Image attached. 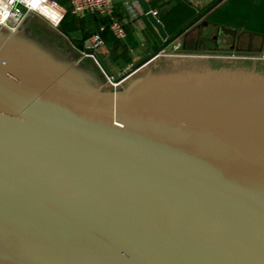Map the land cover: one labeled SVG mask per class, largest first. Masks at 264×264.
<instances>
[{
  "label": "water",
  "instance_id": "obj_1",
  "mask_svg": "<svg viewBox=\"0 0 264 264\" xmlns=\"http://www.w3.org/2000/svg\"><path fill=\"white\" fill-rule=\"evenodd\" d=\"M10 32L0 264H264V61L166 57L135 78L163 57L118 73L87 40L109 77L135 78L105 92L73 57Z\"/></svg>",
  "mask_w": 264,
  "mask_h": 264
},
{
  "label": "crops",
  "instance_id": "obj_2",
  "mask_svg": "<svg viewBox=\"0 0 264 264\" xmlns=\"http://www.w3.org/2000/svg\"><path fill=\"white\" fill-rule=\"evenodd\" d=\"M63 6H69V0H57ZM152 5L153 11H158L165 3L168 7L175 4L186 3L195 15L187 17L177 23L168 22V26L162 23L170 34V39L176 35L179 30L183 33L172 43L178 41L185 48L187 45L195 42L201 48L207 49L208 41L204 36L208 29H220V26H226L238 31L245 28L250 22L253 25L264 24V0H146ZM115 18L121 22L127 31V39L124 41L117 40L109 30L103 33L105 46L100 49L104 60L112 71L122 72L130 68L148 55L156 53L163 44L158 31L150 23L148 17L143 12L138 2L134 0H113ZM192 23L190 27L187 26ZM204 23H207L205 26ZM109 20L97 15L86 14L78 18L79 29L82 38L80 40L68 39L63 32H58L64 37L77 52L80 57L77 63L81 66L84 60L85 42L90 40L91 36L103 27H109ZM37 25H47L40 17L32 15L28 18L23 27V31L35 32ZM250 25V24H249ZM49 26V25H48ZM55 30V29H54ZM75 31V32H77ZM254 31V30H247ZM223 33V32H222ZM224 34V33H223ZM172 35V36H171ZM83 49H79L73 42L82 43ZM196 40V41H195ZM209 40V39H208ZM171 43V44H172ZM213 43V42H212ZM217 46L216 43H213ZM82 46V45H81ZM169 47V46H168Z\"/></svg>",
  "mask_w": 264,
  "mask_h": 264
},
{
  "label": "built area",
  "instance_id": "obj_3",
  "mask_svg": "<svg viewBox=\"0 0 264 264\" xmlns=\"http://www.w3.org/2000/svg\"><path fill=\"white\" fill-rule=\"evenodd\" d=\"M68 13L76 18L84 17L86 14H97L109 20L110 24L107 29L101 28L90 38L91 45L96 51H100L105 46L103 33L107 30L119 41L127 39L124 25L115 18L113 0H69L68 7L63 6L57 0H0V31L6 27L11 31V34L17 33L24 27L30 16L36 15L51 28L60 32V27ZM152 13L157 17V11H152ZM181 48V43L176 41L152 56L154 58L191 56L179 54ZM83 55L98 65L114 88L120 87L127 80L126 78L118 83L107 75L94 54L83 52Z\"/></svg>",
  "mask_w": 264,
  "mask_h": 264
},
{
  "label": "rangeland",
  "instance_id": "obj_4",
  "mask_svg": "<svg viewBox=\"0 0 264 264\" xmlns=\"http://www.w3.org/2000/svg\"><path fill=\"white\" fill-rule=\"evenodd\" d=\"M42 20V19H41ZM44 21V20H43ZM45 22V21H44ZM46 23V22H45ZM250 24V25H249ZM246 25L244 30L239 31V42L237 47L239 50L237 52L230 51V45L228 42L222 46V51L215 52V45L210 40L212 34L215 33V29H208L204 34L208 41L207 49L201 48L200 45H196L195 42L187 45L185 48H181L179 54L191 55V56H212L216 59L224 60H254V61H264V33L258 29L257 25L251 24V22ZM25 27V26H24ZM24 29V28H23ZM35 32H27L26 29L25 36L30 41L42 47L44 51L47 52H60L62 55L70 56L74 58V63H77L78 56L77 52L70 45L68 40L62 37L56 30L47 25H37ZM258 30V31H247V30ZM209 39V40H208ZM196 41V40H195ZM206 50V52H205ZM166 57L160 58L158 61L149 65L147 68L141 70L135 78L146 75L151 69L158 63L162 62ZM81 69L93 73L94 79L98 85H101L105 92L122 91L125 90L128 85L135 79L126 82L118 88H114L103 74L98 65L90 58H84L80 66Z\"/></svg>",
  "mask_w": 264,
  "mask_h": 264
},
{
  "label": "trees",
  "instance_id": "obj_5",
  "mask_svg": "<svg viewBox=\"0 0 264 264\" xmlns=\"http://www.w3.org/2000/svg\"><path fill=\"white\" fill-rule=\"evenodd\" d=\"M167 5L168 4L165 3L164 5H162L163 8H161L160 10L157 11L158 12L157 18L161 21V23H164L166 26H168L167 25L168 22H170V23H177L178 21L181 22L184 19L187 20V17L189 18V17H192L193 15H195V12L186 3L175 4L171 7H168ZM182 15H184L182 17L183 20L181 18H179ZM191 24L192 23H190L187 26V28L192 26ZM257 27L259 30H261L262 33H264V24H259V25H257ZM78 29H79L78 18L73 16L71 13H68L64 22L62 23V25L60 27L61 32H63L65 35H69L70 33L77 31ZM166 31H167L168 35L170 36L168 29H166ZM254 31H258V30H254ZM182 33H183V30H181V31L179 30V32L176 35H173V37H171V39L168 43H164L159 49H157L156 53H158L159 51L168 47L173 41H175L177 38H179V36ZM80 42H82V43H77V41H74L73 43L79 49H83V47H84L83 44H84L85 40L80 41Z\"/></svg>",
  "mask_w": 264,
  "mask_h": 264
},
{
  "label": "flooded vegetation",
  "instance_id": "obj_6",
  "mask_svg": "<svg viewBox=\"0 0 264 264\" xmlns=\"http://www.w3.org/2000/svg\"><path fill=\"white\" fill-rule=\"evenodd\" d=\"M210 40L213 43H216L217 46H215L216 51L215 52H220L222 51V46L226 42H228L230 45V51L237 52L239 48L237 47L238 45V40H239V33H237V36L234 38L232 36H226L222 33L220 29H216L215 33L211 35ZM206 52V50H205ZM155 54V53H154Z\"/></svg>",
  "mask_w": 264,
  "mask_h": 264
}]
</instances>
